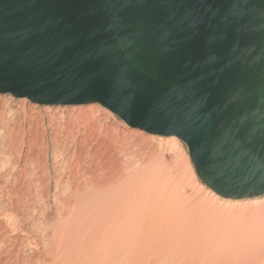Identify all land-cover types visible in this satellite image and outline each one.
I'll use <instances>...</instances> for the list:
<instances>
[{"label":"water","instance_id":"1","mask_svg":"<svg viewBox=\"0 0 264 264\" xmlns=\"http://www.w3.org/2000/svg\"><path fill=\"white\" fill-rule=\"evenodd\" d=\"M0 94L98 103L218 196L264 195V0H0Z\"/></svg>","mask_w":264,"mask_h":264},{"label":"rangeland","instance_id":"2","mask_svg":"<svg viewBox=\"0 0 264 264\" xmlns=\"http://www.w3.org/2000/svg\"><path fill=\"white\" fill-rule=\"evenodd\" d=\"M141 216L211 236L227 264H264V195L215 194L179 138L130 128L98 103L0 94V264H91L94 254L68 253L73 235L138 228Z\"/></svg>","mask_w":264,"mask_h":264},{"label":"bare ground","instance_id":"3","mask_svg":"<svg viewBox=\"0 0 264 264\" xmlns=\"http://www.w3.org/2000/svg\"><path fill=\"white\" fill-rule=\"evenodd\" d=\"M185 145L187 146L186 143ZM120 206H117L118 209H121L118 214L126 215L128 213L129 216L132 209L122 210L123 207ZM83 232L84 234L76 232L77 234L73 235V244L68 250L63 249L64 255L66 250L68 253L78 254L83 258L88 254H94L93 259L90 257V260L93 261L91 264H227L222 257L215 254V250L222 245L216 246L211 242V236L206 235L204 238L199 230L186 231L164 227L149 216L140 217L138 228L127 227L94 235L90 234L91 232ZM75 254L73 255L75 256Z\"/></svg>","mask_w":264,"mask_h":264}]
</instances>
